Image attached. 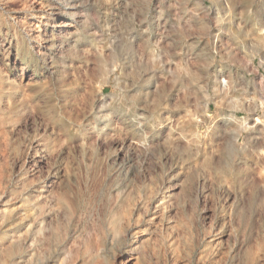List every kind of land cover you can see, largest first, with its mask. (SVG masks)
I'll return each mask as SVG.
<instances>
[{"label":"rangeland","instance_id":"374dc122","mask_svg":"<svg viewBox=\"0 0 264 264\" xmlns=\"http://www.w3.org/2000/svg\"><path fill=\"white\" fill-rule=\"evenodd\" d=\"M0 264H264V0H0Z\"/></svg>","mask_w":264,"mask_h":264},{"label":"bare ground","instance_id":"6f19581e","mask_svg":"<svg viewBox=\"0 0 264 264\" xmlns=\"http://www.w3.org/2000/svg\"><path fill=\"white\" fill-rule=\"evenodd\" d=\"M246 97V96H245ZM246 99V98H245ZM250 100V99H249ZM248 105V104H247ZM258 122V121H257ZM260 122V121H259ZM194 141V140H193Z\"/></svg>","mask_w":264,"mask_h":264}]
</instances>
